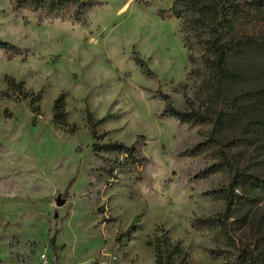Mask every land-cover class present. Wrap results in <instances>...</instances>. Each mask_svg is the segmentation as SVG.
<instances>
[{
  "label": "rangeland",
  "instance_id": "rangeland-1",
  "mask_svg": "<svg viewBox=\"0 0 264 264\" xmlns=\"http://www.w3.org/2000/svg\"><path fill=\"white\" fill-rule=\"evenodd\" d=\"M173 2L99 0L78 23L39 22L0 0V38L20 49L0 48V91L12 75L41 94L40 113L30 98H0V264H43L42 253L50 264H156L147 241L163 230L190 251L188 264H264V193L247 223L231 219L237 248L215 240L218 227H192L223 211L225 201L206 192L230 178H195L208 159L181 154L211 123L189 126L163 114L158 90L180 109L209 105L202 80L188 77L192 65L181 21L169 11ZM225 39L239 47L230 60L238 79L224 82L216 104L233 115L221 138L239 169L264 178V10L238 21ZM181 81L186 92L175 90ZM62 92L75 133L52 121ZM88 113L103 120L97 130L107 132L104 142L136 147L144 159L139 170L124 154L93 150ZM242 248L259 259L237 258Z\"/></svg>",
  "mask_w": 264,
  "mask_h": 264
},
{
  "label": "trees",
  "instance_id": "trees-1",
  "mask_svg": "<svg viewBox=\"0 0 264 264\" xmlns=\"http://www.w3.org/2000/svg\"><path fill=\"white\" fill-rule=\"evenodd\" d=\"M15 13L26 11L34 14L39 22L45 20L71 19L78 23L87 20L90 10L99 3V0H9ZM264 10V0H174L169 11L172 16L181 21V30L188 51V58L192 65L189 78L201 79V86L207 93L209 105L206 109L184 108L173 105L169 93L158 90L157 94L165 101L163 114L174 117L189 126L211 123L212 127L203 132L202 138L181 154L195 157L203 156L209 163L200 170L195 178H207L215 173H223L230 180L226 185L207 191L206 194L215 199L225 201V208L217 215L198 217L192 222L196 230L218 227L215 240L225 239L228 246L237 248V240L232 232L231 219L237 217L245 224L249 220V212L259 203L264 193V178L253 172L239 169L233 156L221 138V130L226 129L233 115L218 108L216 104L224 93L223 84L227 80L238 79L230 67L232 54L239 50L238 44L226 40L236 32L238 21L251 20L258 11ZM0 48L19 51L20 49L9 41L0 38ZM195 48L201 50L194 51ZM137 62L142 66L147 75H153L148 64L138 56ZM7 88L0 91V98H30L33 112L40 113V92L30 91L23 80H18L12 75H6ZM175 90L186 92L187 84L179 82ZM67 100L62 92L54 100L53 123L69 133L78 129L76 123L70 122L67 115ZM6 117H11L12 112L6 108ZM89 126L92 129L95 141L93 150L96 153L107 152L124 154L127 164L132 171L139 170L144 159H138V150L133 145L120 141L104 142L107 132L98 133L97 126L103 120H95L88 113ZM246 212L237 215L239 211ZM163 230V229H162ZM147 241L153 248L156 264H188L191 253L181 240L173 239L165 230ZM55 242V239L52 238ZM212 255H221L216 249L211 250ZM260 254L250 248L238 249L236 257L241 260L259 259Z\"/></svg>",
  "mask_w": 264,
  "mask_h": 264
},
{
  "label": "built area",
  "instance_id": "built-area-1",
  "mask_svg": "<svg viewBox=\"0 0 264 264\" xmlns=\"http://www.w3.org/2000/svg\"><path fill=\"white\" fill-rule=\"evenodd\" d=\"M41 258L43 260V264H50L48 261V257L46 256L45 253H42ZM98 264H100V263H98Z\"/></svg>",
  "mask_w": 264,
  "mask_h": 264
},
{
  "label": "water",
  "instance_id": "water-1",
  "mask_svg": "<svg viewBox=\"0 0 264 264\" xmlns=\"http://www.w3.org/2000/svg\"><path fill=\"white\" fill-rule=\"evenodd\" d=\"M57 203H58L59 205H61V204H63V203H64V200H62V199L58 198V199H57Z\"/></svg>",
  "mask_w": 264,
  "mask_h": 264
}]
</instances>
